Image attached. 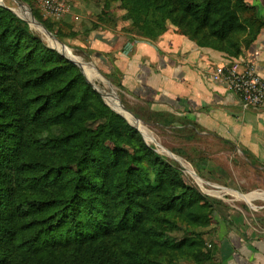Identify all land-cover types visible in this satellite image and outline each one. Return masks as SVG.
I'll list each match as a JSON object with an SVG mask.
<instances>
[{"label": "trees", "instance_id": "16d2710c", "mask_svg": "<svg viewBox=\"0 0 264 264\" xmlns=\"http://www.w3.org/2000/svg\"><path fill=\"white\" fill-rule=\"evenodd\" d=\"M115 1L132 21L125 32L157 40L172 25L233 57L264 26L258 7L245 0L104 3ZM248 11L252 17L242 19ZM211 204L176 162L104 103L74 63L0 5V264L198 262L201 234L172 233L184 216L208 224L202 211Z\"/></svg>", "mask_w": 264, "mask_h": 264}, {"label": "rangeland", "instance_id": "374dc122", "mask_svg": "<svg viewBox=\"0 0 264 264\" xmlns=\"http://www.w3.org/2000/svg\"><path fill=\"white\" fill-rule=\"evenodd\" d=\"M0 5L28 22L48 47L74 63L86 81L100 94L104 103L122 116L142 136L148 147L153 148L168 162H176L184 181L210 199L212 207L202 211L208 215V224L195 225L184 216L186 223H180L181 229L172 233L180 239L185 230L199 232L203 240L201 249L197 252L199 261L188 262L181 258V263L223 264L221 248L234 235L240 240L264 238V166L253 162L240 147L231 146L202 131L196 132L193 126L153 115L143 100L118 86V80L113 74H105L90 57L89 40L95 32H124L126 28L131 29L132 21L125 18L124 4L120 1L106 4L104 0H29L28 3L0 0ZM20 7L26 8L32 18L22 16L18 11ZM241 15L242 19H250L253 12ZM32 20L45 28V24H49L54 32L63 33L66 39L60 41L66 47L47 35L36 23L33 24ZM169 28L175 27L169 25L167 31ZM47 30L51 32L48 28ZM175 30L177 31L176 28ZM51 34L57 38L53 32ZM128 34L149 40L134 36L133 33ZM61 46L69 50V54L63 52ZM243 54L242 52L240 55ZM240 55L238 57H245ZM77 59L89 67L91 75L98 78L90 79L87 70L84 71ZM108 75L111 76L110 79L107 78ZM103 91L114 92L117 105L121 103L124 109H118L110 103ZM207 256L210 258L207 259Z\"/></svg>", "mask_w": 264, "mask_h": 264}, {"label": "crops", "instance_id": "0c3cea01", "mask_svg": "<svg viewBox=\"0 0 264 264\" xmlns=\"http://www.w3.org/2000/svg\"><path fill=\"white\" fill-rule=\"evenodd\" d=\"M246 2L258 7L264 20V0ZM89 47L98 67L105 74L112 73L151 113H162L167 121L193 126L196 132L240 147L253 162L264 166V105L245 107L235 92L213 79L216 66L237 57L201 47L175 28L156 41L122 30H101L90 38ZM242 52L264 77V26ZM222 253L223 264H264V238L240 240L234 235L223 244Z\"/></svg>", "mask_w": 264, "mask_h": 264}, {"label": "built area", "instance_id": "2783aa9c", "mask_svg": "<svg viewBox=\"0 0 264 264\" xmlns=\"http://www.w3.org/2000/svg\"><path fill=\"white\" fill-rule=\"evenodd\" d=\"M213 79L235 92L247 108L259 109L264 105V77L257 73L253 63L245 57L214 68Z\"/></svg>", "mask_w": 264, "mask_h": 264}, {"label": "bare ground", "instance_id": "6f19581e", "mask_svg": "<svg viewBox=\"0 0 264 264\" xmlns=\"http://www.w3.org/2000/svg\"><path fill=\"white\" fill-rule=\"evenodd\" d=\"M18 11H19V13L22 15V16H24V17H26V18H32L31 17V14H30V12L26 9V8H24V7H20L19 9H18ZM34 21H32V23H33ZM33 24H35V22L33 23ZM61 48V50H63V52H65V53H68L69 54V50H65V48L63 47V46H61L60 47ZM78 61V63H80L81 64V66L84 68V71H86L87 72V76L90 78V79H92V80H95V79H97L98 77L96 76V75H91V72L89 71V67H87L86 65H84V64H82L83 62L82 61H80L79 59H77ZM108 91H103V95L105 96V98L110 102V103H112L115 107H118V109H120L121 108V110H123L124 109V107L121 105V103H119V106L117 105V98H116V96H115V94H114V92H109V93H107ZM131 120H133L132 118H130ZM134 121V120H133Z\"/></svg>", "mask_w": 264, "mask_h": 264}, {"label": "water", "instance_id": "95a60500", "mask_svg": "<svg viewBox=\"0 0 264 264\" xmlns=\"http://www.w3.org/2000/svg\"><path fill=\"white\" fill-rule=\"evenodd\" d=\"M28 21H29V20H28ZM32 21H34V20H32ZM34 22L36 23L37 26H39L40 28H42V29L44 30V32H45L47 35L52 36L57 42H59L60 44L63 45V43H62L59 39H57L53 34H51V32H49V31L47 30V28H45L43 25H41L40 23H38V22H36V21H34ZM63 46L66 47V45H63Z\"/></svg>", "mask_w": 264, "mask_h": 264}]
</instances>
